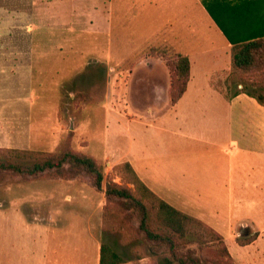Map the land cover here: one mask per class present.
Here are the masks:
<instances>
[{"label": "rangeland", "instance_id": "1", "mask_svg": "<svg viewBox=\"0 0 264 264\" xmlns=\"http://www.w3.org/2000/svg\"><path fill=\"white\" fill-rule=\"evenodd\" d=\"M15 2L32 30L8 32L0 48L27 49L20 59L33 58V71L13 75L0 67V158L24 166L76 153L93 158L104 180L97 190L85 173L28 179L0 169V264H98L101 243L124 264H166L149 252L126 207L105 195L108 182L134 188L117 169L134 156L155 197L209 230L189 226L192 242L181 244L183 254L191 250L204 264H264V200L233 190L229 173L237 164L225 151L232 143L223 102L207 103L198 79L176 112L168 98H143L152 90L161 94L163 81L143 79L147 73L137 65L165 64L150 52L160 47L164 26L162 37L170 38L178 23L207 15L203 8L174 0H0V7ZM192 27L200 36L210 32L198 21ZM191 58L198 73L210 56ZM219 76L211 84L225 96L240 84L264 95V67ZM144 203L149 227L169 232L158 226L157 202L147 197Z\"/></svg>", "mask_w": 264, "mask_h": 264}, {"label": "trees", "instance_id": "2", "mask_svg": "<svg viewBox=\"0 0 264 264\" xmlns=\"http://www.w3.org/2000/svg\"><path fill=\"white\" fill-rule=\"evenodd\" d=\"M203 7L214 20L218 28L231 45L230 72H252L264 67V0H201ZM152 57L164 61L169 70V99L174 105L184 94L190 76L188 57L171 52L167 48L152 47ZM149 52V53H150ZM159 52V53H157ZM242 91L256 99L264 106V95H254ZM65 166L67 167L65 169ZM0 169L10 170L20 177L37 179L49 174L75 177L80 173L88 175L97 190L102 189L103 173L97 162L85 155L66 152L57 158L49 157L42 163L18 165L8 163L0 158ZM118 171H123L122 180L134 186L133 189L118 186L108 182L105 189L107 201H118L126 207L137 222L138 230L147 242L149 252L156 257H162L166 264H204L201 257L187 250L181 252L182 243L192 241L186 239L187 229L193 224L203 225L196 219L177 210L154 193L144 184L129 162L120 164ZM120 173V172H119ZM125 175V176H124ZM140 194L138 196L137 194ZM152 197L157 210L156 220L160 229H167L166 234L149 227V210L144 200ZM205 231H209L205 228ZM199 243H205L202 234L195 232ZM215 236H219L215 233ZM195 242V241H193ZM220 249L227 254L226 248L220 242ZM169 255H164L165 253ZM139 258V255H136ZM127 262L108 243H101L98 264H124Z\"/></svg>", "mask_w": 264, "mask_h": 264}, {"label": "crops", "instance_id": "3", "mask_svg": "<svg viewBox=\"0 0 264 264\" xmlns=\"http://www.w3.org/2000/svg\"><path fill=\"white\" fill-rule=\"evenodd\" d=\"M62 1L63 0H59V3ZM160 1L163 4L169 0ZM174 1L184 3L190 7L195 6L198 8V6H201L207 13V15H205L206 17L203 15L192 16L185 23H181V25L178 23L174 31L175 35L170 38L162 37V35L167 33V25H165L158 40L159 48H167L173 53L188 57L190 62V76L186 90L181 98L174 105H171L169 99L170 74L167 66L161 62L144 63L145 65H137L138 68L141 66L147 73L143 79L158 82L162 80L163 92L160 94L159 90H152L149 93L145 92V96H142L144 99L151 98L152 102L157 101V95L160 98H168L166 106L169 104V107L175 108L176 112L183 102H189V93L193 87L195 88L197 79L198 81L201 80L204 85V90L207 92L205 97L202 98H206V102L208 98L211 99L210 101L216 100L218 103L223 102L224 106L227 108L230 132L229 141L232 143V146L225 149V151L230 155L229 159L231 161L236 160L235 164H237L238 167V169L236 167L233 176L229 173L230 181L235 185L233 189L235 190V194L244 193V190H248L247 192L255 194L256 200H264V106L260 105L255 98L244 93L242 89L235 91L230 96H225L215 89L211 84L212 80L216 78L221 79L222 76L220 77V74H226L227 76L230 72L231 45L199 0ZM15 3L16 4L11 7L6 6V4L0 7V39H2L1 37H10L7 35L8 32L23 31L22 27L25 26L27 27V32L32 30V25L25 21V19H22L23 16H26V12L20 11V9H18V2ZM193 18L196 19V21H192ZM197 21L200 22V25H202L206 31L210 32H203L200 36L192 27ZM213 28H218L221 35H218ZM219 36H223L224 39ZM210 46L212 47L209 48ZM217 47H220V51L216 52ZM23 50L26 51L27 49L21 48L18 50V45L15 46V49L11 47L0 48V67H10V70L5 68L6 70L4 71H9L13 75L15 73L18 74L17 71L22 73H30L33 71V67H30L29 64L33 62V58L31 59L30 57L27 60L20 59ZM198 54H200V56H210V58L202 64L200 71L198 70L197 73V71L195 72L194 62L191 57ZM17 67H19V70ZM238 88H243V86L241 87L240 84ZM194 102L205 103V100L195 98ZM166 106L164 108H166ZM162 110L158 111L156 114L161 113ZM174 117L177 118L176 115H174ZM129 150L135 155L137 154L134 152L133 146L129 147ZM136 158L138 157L134 156L129 163L140 177L141 174L138 172L139 168L141 169V167L144 166L140 165ZM260 205L264 206L262 203H260ZM256 206L259 205L256 204ZM262 213H264V211H262Z\"/></svg>", "mask_w": 264, "mask_h": 264}]
</instances>
